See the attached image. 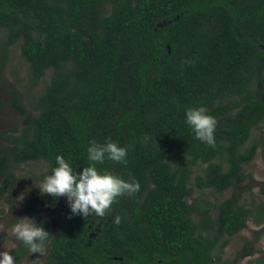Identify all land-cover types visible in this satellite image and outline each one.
<instances>
[{"label":"trees","instance_id":"16d2710c","mask_svg":"<svg viewBox=\"0 0 264 264\" xmlns=\"http://www.w3.org/2000/svg\"><path fill=\"white\" fill-rule=\"evenodd\" d=\"M0 30V69L20 43L31 88L50 71L33 110L4 83L0 104L23 127L0 128L1 189L21 164L51 171L58 154L79 171L89 141L109 138L126 163L97 167L140 184L103 217L66 204L53 228L45 215V264H234L224 260L232 237L264 218V204L238 191L260 147L264 158V131L252 137L264 125V0H0ZM194 106L216 120L212 145L185 123ZM208 188L234 190L220 204L193 197ZM12 253L21 263L31 254L22 242Z\"/></svg>","mask_w":264,"mask_h":264},{"label":"rangeland","instance_id":"374dc122","mask_svg":"<svg viewBox=\"0 0 264 264\" xmlns=\"http://www.w3.org/2000/svg\"><path fill=\"white\" fill-rule=\"evenodd\" d=\"M5 36V32L0 30V44ZM8 57L3 69H0V101L5 104L9 103L4 87V83H6L8 86L16 88L24 104L33 110L32 101L41 93L45 82L50 79V71L37 87L31 88L28 80V63L21 56L20 43L10 47ZM5 104H0V128L4 132L14 126L22 128L23 116L16 109ZM263 131L264 125L262 124L260 128L253 131L252 137H259ZM4 144L0 140V154ZM244 171L246 178L238 186V191L241 194L240 202L247 205H251L253 202L264 204L262 147L258 149L253 160L244 166ZM49 172V166L45 161H30L13 170L12 186H5L2 190L3 178H0V250L12 252L20 243L11 232L15 218L27 216L35 218L39 223L46 215L51 220L53 228L58 226L60 220L58 209L67 204L66 197L61 196L53 200L48 194L41 195L37 187L42 177ZM233 190V188H229L219 192L208 188L204 192L197 191L193 197L202 195L205 199L220 204L232 195ZM34 196H38L41 200L37 210L29 209L26 204L28 199ZM45 247L41 253H31L30 256H26L21 264H45ZM236 257L234 264H264V218L262 223H257L253 216H249L247 227L232 237L225 249L224 260L233 261Z\"/></svg>","mask_w":264,"mask_h":264},{"label":"clouds","instance_id":"9594fccd","mask_svg":"<svg viewBox=\"0 0 264 264\" xmlns=\"http://www.w3.org/2000/svg\"><path fill=\"white\" fill-rule=\"evenodd\" d=\"M184 120L195 139L208 145L215 143L216 120L203 106L187 107ZM86 153L89 163L79 171L74 170L64 156L56 155L55 166L36 185L41 195L48 194L53 200L66 197L71 215L87 217L94 214L103 217L117 197L125 194L131 196L140 190V184L135 179L126 180L111 170L97 167L105 160L126 163L127 149L116 141L110 138L103 143L90 140ZM120 222V215H115L113 223L118 225ZM11 232L33 254L44 250L51 235L43 221L38 223L35 218L27 216L15 218ZM0 264L21 262L10 250H0Z\"/></svg>","mask_w":264,"mask_h":264}]
</instances>
